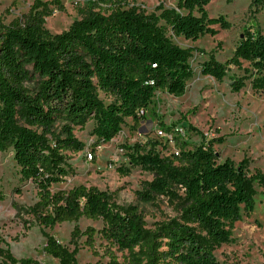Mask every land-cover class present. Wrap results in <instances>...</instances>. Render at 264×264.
Wrapping results in <instances>:
<instances>
[{"label":"trees","instance_id":"trees-1","mask_svg":"<svg viewBox=\"0 0 264 264\" xmlns=\"http://www.w3.org/2000/svg\"><path fill=\"white\" fill-rule=\"evenodd\" d=\"M209 2L178 0L174 7L160 3L146 13L125 0H89L79 9L81 17L57 34L44 23L63 9L60 0H33L23 18L0 21V152L12 149L20 179L31 180L37 188L32 206L12 203L18 216L31 215L50 229L80 218L101 220L98 231L75 226L71 236H85L84 244L92 247L99 232L103 240L127 252L122 261L112 256L108 264H219L214 248L232 240L235 222L254 209L256 187L264 188V173L252 172L248 158L219 161L214 144L224 142V135L203 137L191 148L175 137L177 153L169 156L156 151L157 139L124 145L130 165L118 166L117 172L126 176L140 167L153 176L136 191L137 198L150 202L166 195L179 200L178 214L152 229L145 226L137 205H122L97 186L51 190L69 175L65 152L83 149L74 135L76 126L93 121V150L113 139L127 118L139 125L157 91L176 97L185 93L194 74L192 48L173 42L167 31L196 40L215 35L214 26L230 29L223 15H208ZM263 2L251 0L255 6ZM230 66L243 69L242 75L231 78L233 92L247 79L253 91L264 89V33L244 29L229 58L220 62L211 51L200 72L220 81ZM162 128L170 131L172 126ZM4 198L0 190V202ZM43 235V252L59 264H77L76 245L70 251L53 235ZM4 244L0 264H42L15 258Z\"/></svg>","mask_w":264,"mask_h":264},{"label":"rangeland","instance_id":"rangeland-1","mask_svg":"<svg viewBox=\"0 0 264 264\" xmlns=\"http://www.w3.org/2000/svg\"><path fill=\"white\" fill-rule=\"evenodd\" d=\"M60 1L63 9L45 18L44 25L53 34L68 29L73 21L81 17L79 9L89 2ZM125 1L151 13L160 3L165 7H174L178 0ZM32 3L33 0H0V21L9 23L15 18H23ZM206 9L210 17L223 15L231 23V28L214 26L217 30L215 35L205 34L196 40L175 37L167 31L173 42L183 48H192L189 61L194 74L187 82L185 93L176 97L166 91H157L139 125L127 118L113 139L93 148L91 159L87 158L86 149H91L96 142L91 133L93 121H87L82 127L76 126L74 135L84 144L83 149L65 152L69 175L64 182L53 184L52 191L70 189L79 184L97 186L113 193L114 199L122 205H137L145 226L151 229L168 217L176 216L178 198L158 195L150 202L137 198L136 191L142 190L144 183L152 180L151 173L135 167L125 176L116 170L118 166L130 165L124 145L133 146L136 142L157 139L160 144L156 146V151L160 156L174 153L175 145L157 133L163 125L183 128L185 134L180 139L188 142V148L200 143L203 137L208 140L224 135V142L214 144L219 161L230 158L238 163L248 158L252 172L257 169L264 173V89L253 91L251 79H247L240 91L233 92L230 88L231 78L243 74V69L235 66H230L220 81L200 72L201 63L211 51L220 62L229 58L244 29L264 33V2L255 6L251 0H210ZM243 66H247V63L243 62ZM100 98L105 103L111 100L102 93ZM57 125L59 128V122ZM18 171L12 149L0 152V190L5 194L0 202V238L4 241L0 243L1 247L7 243L17 259L33 258L42 264H59L56 258L42 251L45 243L43 234L49 233L70 251L77 246V264H108L112 256L123 260L127 252L103 240L99 232L94 235L92 247L84 244L85 236L72 239L71 232L75 226L81 231L88 226L98 231L103 225L101 220L80 218L50 229L40 226L31 215L18 216L13 202L32 206L37 200L35 184L31 180H21ZM256 189L251 214L243 213L234 224L232 240L217 245L213 250L219 264H264V188L257 186ZM178 195L182 196L181 191Z\"/></svg>","mask_w":264,"mask_h":264},{"label":"built area","instance_id":"built-area-1","mask_svg":"<svg viewBox=\"0 0 264 264\" xmlns=\"http://www.w3.org/2000/svg\"><path fill=\"white\" fill-rule=\"evenodd\" d=\"M140 113L142 114L143 111H140ZM157 133L160 136H165L169 140V142L174 144L175 137L181 138V135H184L185 131L183 130V128L175 126V127H172V129L170 131H166L163 128H161L160 130H158ZM175 153H177L176 149H175ZM93 154H94V152L92 149H86L87 158L91 159Z\"/></svg>","mask_w":264,"mask_h":264}]
</instances>
